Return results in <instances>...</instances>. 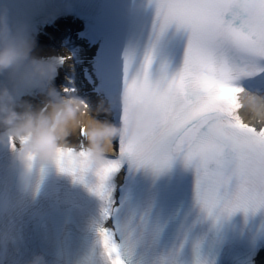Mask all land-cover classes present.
I'll use <instances>...</instances> for the list:
<instances>
[{"label": "snow or ice", "instance_id": "1", "mask_svg": "<svg viewBox=\"0 0 264 264\" xmlns=\"http://www.w3.org/2000/svg\"><path fill=\"white\" fill-rule=\"evenodd\" d=\"M148 4L150 34L121 53L117 86L120 122L135 105L154 122L125 132L102 163L82 143L60 149L55 162L79 179L95 174L103 264H207L197 237L202 221L264 207V128L237 114L244 81L264 76V0ZM29 159L31 169L36 158Z\"/></svg>", "mask_w": 264, "mask_h": 264}, {"label": "clouds", "instance_id": "2", "mask_svg": "<svg viewBox=\"0 0 264 264\" xmlns=\"http://www.w3.org/2000/svg\"><path fill=\"white\" fill-rule=\"evenodd\" d=\"M36 49L37 40L28 25L13 21L7 5L0 4V143L18 142L16 157L21 162L30 163V156L41 164L51 162L70 145L68 137L80 135L84 148L102 163L109 154H116V142L125 132H143L154 122L155 114L140 105L130 108L126 121L100 119L101 113L111 112L105 102L93 108L86 98L62 94L53 85L56 60L39 56ZM33 85L44 96L40 105L18 96L21 86ZM238 104L237 114L245 123L264 128V92L245 87L238 93ZM28 264L47 262L43 254H37Z\"/></svg>", "mask_w": 264, "mask_h": 264}, {"label": "bare ground", "instance_id": "3", "mask_svg": "<svg viewBox=\"0 0 264 264\" xmlns=\"http://www.w3.org/2000/svg\"><path fill=\"white\" fill-rule=\"evenodd\" d=\"M78 52H80V51L78 50ZM107 62H109L108 58H107ZM109 101H110V97H109ZM106 116H109V115L106 114ZM79 136H80V135H72V136L68 137V141H69V143H74V142H76V141L78 140ZM260 263H261V264L264 263V257H260Z\"/></svg>", "mask_w": 264, "mask_h": 264}]
</instances>
